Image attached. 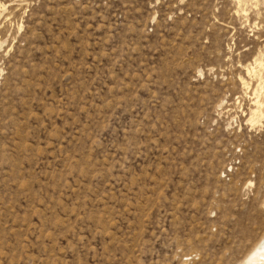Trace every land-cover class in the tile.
I'll return each mask as SVG.
<instances>
[{
	"label": "rangeland",
	"instance_id": "obj_1",
	"mask_svg": "<svg viewBox=\"0 0 264 264\" xmlns=\"http://www.w3.org/2000/svg\"><path fill=\"white\" fill-rule=\"evenodd\" d=\"M261 57L264 0H0V264H241Z\"/></svg>",
	"mask_w": 264,
	"mask_h": 264
},
{
	"label": "bare ground",
	"instance_id": "obj_2",
	"mask_svg": "<svg viewBox=\"0 0 264 264\" xmlns=\"http://www.w3.org/2000/svg\"><path fill=\"white\" fill-rule=\"evenodd\" d=\"M256 65L259 69H261L263 71L264 70V59L262 57L260 59H258ZM247 72L250 73V71H247ZM241 83L243 86H247V83H245V81L241 80ZM256 103H259V102L256 101ZM241 264H264V235L262 236L260 241H258L256 244H254L252 246V248L246 253Z\"/></svg>",
	"mask_w": 264,
	"mask_h": 264
}]
</instances>
